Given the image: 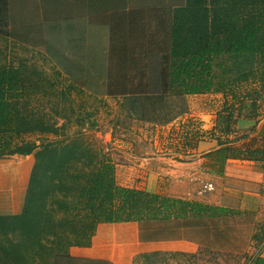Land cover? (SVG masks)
Masks as SVG:
<instances>
[{
  "label": "trees",
  "instance_id": "trees-1",
  "mask_svg": "<svg viewBox=\"0 0 264 264\" xmlns=\"http://www.w3.org/2000/svg\"><path fill=\"white\" fill-rule=\"evenodd\" d=\"M8 4L0 0V35L9 26ZM139 13L112 14L110 48L100 46L94 58H99L100 76L111 53H129L127 43L135 34L144 35L150 48L148 76L125 82L118 93L106 89V94L122 96L138 120L158 123L142 113L146 99L160 107L167 96L220 93L224 100L214 126L209 132L196 130L192 140L215 138L221 145L215 153L222 160L239 158L228 136L236 131L239 117H257L264 104V0H183L167 17L164 11H153L155 24L142 31L136 24ZM27 69L0 63V157L33 156L19 212L0 214V264H92L71 258L68 248L88 246L99 223L232 214L220 206L120 186L110 159L80 138L60 144L24 139L57 132L55 123L32 103L47 94L46 80L30 78L36 69ZM100 89L104 93V80ZM245 152L246 158L264 163V150Z\"/></svg>",
  "mask_w": 264,
  "mask_h": 264
},
{
  "label": "rangeland",
  "instance_id": "rangeland-1",
  "mask_svg": "<svg viewBox=\"0 0 264 264\" xmlns=\"http://www.w3.org/2000/svg\"><path fill=\"white\" fill-rule=\"evenodd\" d=\"M119 1L98 0V4L97 0H9L10 22L0 35V63L25 65L27 71L34 68L36 72H28L29 77L46 80L44 86L47 87V94L39 97L38 101L33 98L32 103L57 128L56 133H34L25 135L24 139L60 144L80 138L99 155L110 159V155L115 153L112 138L124 139L128 135L125 130L127 126L142 121L134 116L131 105L122 96L106 94L105 90L112 89L118 93L120 85L125 82L148 76L146 68L151 60L147 37L135 34L127 43L129 53L116 49L108 56L110 62L106 59L109 65L104 67L103 73L100 76L97 74L99 58H94V54L96 56L97 49L107 41L108 36L102 32L103 27L97 25L102 22L110 25L111 22L107 20L114 18L111 15L97 17V12L104 14V8H109L111 4L118 7L121 4ZM182 1L127 0L119 7L127 4L135 9L154 4L152 6L162 11L165 5H178ZM153 14L144 9L140 10L139 17L150 20ZM139 23L136 22L140 31L152 26L150 23ZM81 48L85 50L78 51ZM154 57L157 59V54ZM102 80L104 93L99 92ZM60 91L65 92V97L60 95ZM162 102L163 105L159 107L156 100L146 99L142 113L154 118L158 124H165L188 112L193 104V101L173 96L163 97ZM56 112H60V115H56ZM32 162V155L0 157V214L13 212L17 206L21 208ZM11 190L15 193L12 201L6 199V194H10ZM262 191L264 200V188ZM234 197L237 198L230 197V205L239 207ZM231 211V215L214 218L209 225L213 230L207 246L213 251V256L208 258V264H251L254 259L252 255L257 254L256 251L264 243L260 241L264 237V202L260 211L236 208ZM255 236L260 239L256 240ZM196 263L205 264V258L198 257Z\"/></svg>",
  "mask_w": 264,
  "mask_h": 264
},
{
  "label": "crops",
  "instance_id": "crops-1",
  "mask_svg": "<svg viewBox=\"0 0 264 264\" xmlns=\"http://www.w3.org/2000/svg\"><path fill=\"white\" fill-rule=\"evenodd\" d=\"M124 1L127 0L119 3ZM121 4L104 8V14L98 11L97 17L144 9L151 13L160 11L157 6H152L154 4L135 9L127 4L123 6L125 8L119 7ZM175 6L165 5L162 8L164 17ZM139 22L153 25L156 18L152 15L150 20L148 17L140 18ZM101 24L97 26L101 25L102 32L108 35L101 46L109 49L110 25L113 23ZM173 97L193 101L189 111L165 124L131 123L125 129L128 135L124 139L112 138L115 153L110 155V160L116 183L229 210H263L264 163L246 158L245 150H264V104L257 117L237 119L236 131L228 138L229 145L235 147L240 156L222 160L215 153L221 148L215 138L205 136L192 140L196 130L209 132L214 126L216 113L224 100L222 94ZM14 195V190H11L6 199L12 201ZM233 196H237L234 199L239 207L230 205V197ZM19 210L17 206V210L5 214ZM212 220L214 218L99 223L89 245H72L68 254L74 259L93 261L92 264H197L198 257H204L205 264H208V258L213 256V251L207 246L208 238L212 237L213 228L209 227ZM256 252L252 255L251 264H264V251L261 248Z\"/></svg>",
  "mask_w": 264,
  "mask_h": 264
},
{
  "label": "water",
  "instance_id": "water-1",
  "mask_svg": "<svg viewBox=\"0 0 264 264\" xmlns=\"http://www.w3.org/2000/svg\"><path fill=\"white\" fill-rule=\"evenodd\" d=\"M264 245V243L262 244V246ZM262 248V247H261Z\"/></svg>",
  "mask_w": 264,
  "mask_h": 264
}]
</instances>
